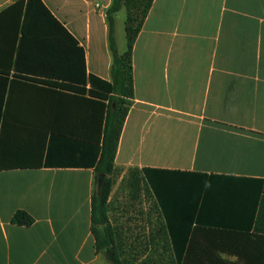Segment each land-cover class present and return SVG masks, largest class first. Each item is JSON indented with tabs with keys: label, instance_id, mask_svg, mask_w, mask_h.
I'll return each instance as SVG.
<instances>
[{
	"label": "crops",
	"instance_id": "0c3cea01",
	"mask_svg": "<svg viewBox=\"0 0 264 264\" xmlns=\"http://www.w3.org/2000/svg\"><path fill=\"white\" fill-rule=\"evenodd\" d=\"M16 1L0 0V14ZM42 1L85 50L87 75L112 81V0ZM5 15L0 264H107L92 232L101 106L39 83L51 67L66 74L72 57L35 28L16 69L22 35L17 14ZM133 75L115 165L170 173L166 184L154 179L169 201L168 240L181 242L169 244V258L264 264V0H154L134 44ZM19 210L31 226L12 222Z\"/></svg>",
	"mask_w": 264,
	"mask_h": 264
},
{
	"label": "trees",
	"instance_id": "16d2710c",
	"mask_svg": "<svg viewBox=\"0 0 264 264\" xmlns=\"http://www.w3.org/2000/svg\"><path fill=\"white\" fill-rule=\"evenodd\" d=\"M136 0H113L111 7L106 12V19L109 24V42L112 53V81L101 79L95 75H87L85 50L79 46L78 41L68 32V30L56 19L51 11L46 7L42 0H17L14 4L7 7L0 16H6L8 12L17 14V31L21 33L20 46L17 51L16 69L20 68V60L24 42L33 32L42 38V41L51 44L58 43L68 48L69 56L72 57V67L66 74L51 67L47 72H41V75L47 77L46 80H40L53 89L67 91L77 95H88L91 99L97 101L101 106L102 114V147L100 157L97 162L96 173V191L92 199V232L96 241V248L99 253H103L111 247L114 255V264H125L119 252H123V242L125 239L112 225L109 217L111 197L114 188V182L111 176L116 170L115 156L118 148L119 138L122 128L131 105V99L134 98V75H133V49L137 36L142 28L154 0H146L145 8L142 10L141 22L137 27L133 24L136 18L129 13L126 23L127 50L119 54L114 38V16L125 5L128 10L134 5ZM134 7V6H132ZM67 75V76H66ZM32 79V78H30ZM33 80V79H32ZM101 139V133L100 138ZM134 176H140L148 188L151 199L154 201V208L158 211V218L161 219L157 226L156 233L150 240L155 247L158 257H163L167 252L169 244L176 246V242L168 240V200L162 185L158 187L154 179L160 178L161 182L169 180L170 173H157L151 169H131ZM104 175L105 179L101 192L97 191V181L99 175ZM160 176V177H157ZM135 187V186H134ZM136 188V187H135ZM159 194V195H158ZM259 218L264 219V202L260 209ZM164 220V221H163ZM12 222L19 226H31L34 223L33 217L26 211H17ZM172 253V264H178L176 252Z\"/></svg>",
	"mask_w": 264,
	"mask_h": 264
},
{
	"label": "rangeland",
	"instance_id": "374dc122",
	"mask_svg": "<svg viewBox=\"0 0 264 264\" xmlns=\"http://www.w3.org/2000/svg\"><path fill=\"white\" fill-rule=\"evenodd\" d=\"M113 2V0H112ZM146 0H136L134 7L125 5L114 16V38L119 54L127 50L126 23L129 13L136 18L133 26L141 22ZM114 182L109 210L112 225L125 239L123 252H119L125 264H172L168 254L158 257L150 240L155 235L158 213L154 201L142 178L134 176L131 169L116 168L111 176ZM136 188H135V187ZM163 252V251H162ZM161 251L159 253H162ZM107 264H114L106 261Z\"/></svg>",
	"mask_w": 264,
	"mask_h": 264
},
{
	"label": "water",
	"instance_id": "95a60500",
	"mask_svg": "<svg viewBox=\"0 0 264 264\" xmlns=\"http://www.w3.org/2000/svg\"><path fill=\"white\" fill-rule=\"evenodd\" d=\"M104 179H105L104 175H102V174L99 175L98 181H97V191H98V193L101 192ZM103 253H104L105 257L107 258V260H109L111 262L114 261L113 250H112L111 247L107 248Z\"/></svg>",
	"mask_w": 264,
	"mask_h": 264
}]
</instances>
